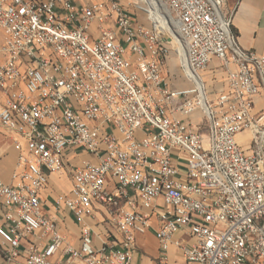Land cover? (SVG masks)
<instances>
[{
    "label": "built area",
    "instance_id": "1",
    "mask_svg": "<svg viewBox=\"0 0 264 264\" xmlns=\"http://www.w3.org/2000/svg\"><path fill=\"white\" fill-rule=\"evenodd\" d=\"M126 1L0 0V130L18 153L0 179L1 264H132L148 231L161 264L171 248L184 264H264V55L240 46L226 0H160L187 46L192 84L174 90L173 46ZM211 68L222 86L202 93L194 76ZM79 149L95 160L71 165L53 201L79 225L76 247L42 192ZM101 211L112 236L97 246Z\"/></svg>",
    "mask_w": 264,
    "mask_h": 264
},
{
    "label": "crops",
    "instance_id": "2",
    "mask_svg": "<svg viewBox=\"0 0 264 264\" xmlns=\"http://www.w3.org/2000/svg\"><path fill=\"white\" fill-rule=\"evenodd\" d=\"M77 1L84 2L86 0ZM227 1L228 0H226L225 3V13L227 15L233 13V30L238 37L240 46L246 50H251L260 55H264V0H230L229 5L227 4ZM172 60H174V55L171 53V55L165 60V65L163 67L164 75L167 78L170 87L174 90L188 88L189 81L186 77L182 79V75L178 76L176 72L170 70L169 63H171ZM217 64L218 62L214 61L212 67L217 66ZM204 73V75H201L203 76L201 79L207 83L208 88L212 90L211 93L213 94L220 90L219 88L222 86L221 82H223L222 76L220 77V74L213 72L212 68ZM215 75L219 81L217 88H215L216 90L213 89L214 83L216 82L214 79ZM176 117L181 120L191 121L195 124L203 122V118L199 112L188 117L177 114ZM0 134L4 137L2 141H6V145L3 148H0V179L6 184H11L12 175L17 168L18 153L13 145L14 136L4 133L3 130H0ZM8 140L9 142H7ZM84 160L94 161L95 159L86 153L78 154V152L74 157L68 158L66 172L63 175L51 176L50 185L42 192V198L44 200V215L48 218H57L61 232L67 237L68 241L76 247L80 246V227L76 223L73 215L67 210L64 209L57 212L53 205V201L58 194L70 191L73 177L69 172V169L71 165L80 164ZM153 221L155 224L157 223L155 218ZM3 222L4 217L2 212H0V226ZM90 223L93 227V237L97 246H100L103 242L111 238L112 234L109 233L108 228L103 224L104 216L102 211L97 212L95 219L90 221ZM38 240V237H33L31 242H36ZM39 241L42 242L41 246H46L50 243V238L47 237L46 239ZM28 243L29 241H23L21 248L22 256L18 262H22L26 255L25 250L29 245ZM137 243L139 252L135 256L132 264H161L160 245L154 231H148L144 234L138 235ZM168 258L169 264H184L180 251L175 248H171L168 253ZM53 260L57 263L60 262L58 256L54 257Z\"/></svg>",
    "mask_w": 264,
    "mask_h": 264
},
{
    "label": "rangeland",
    "instance_id": "3",
    "mask_svg": "<svg viewBox=\"0 0 264 264\" xmlns=\"http://www.w3.org/2000/svg\"><path fill=\"white\" fill-rule=\"evenodd\" d=\"M127 2V5H128V7L129 8H131L133 11H134V13H135V15H134V17L136 18V22L137 23H141L142 25H144L146 28H148V29H152V30H155L156 29V27L158 26L159 27V30L161 31V35L164 37V29H162L161 28V26H160V24L161 23H159L158 21H156L155 19H154V17H152V16H154V12L152 11V15H150L149 13H148V11H149V5H146V4H141V5H134V3H133V0H131V3H129V1H126ZM229 2H230V0H228L227 1V4L229 5ZM129 3V4H128ZM154 3H155V7H157V9H159L160 10V12H161V15H160V19L162 20V19H165L164 18V16H165V13L166 12H168L167 14L174 20V16H173V14L171 13V12H169L167 9H166V7L165 6H163V5H161V3L158 1V0H154ZM159 5V6H158ZM167 10V11H166ZM166 11V12H165ZM224 11H226V8H224ZM163 17V18H162ZM175 21V20H174ZM166 25L167 26H169V32H171V33H173V34H175V35H177V27H176V25L174 24V23H172V22H166ZM181 37V36H180ZM182 39V38H181ZM3 41H4V38H3V34H2V31L0 30V49H1V46H2V44H3ZM171 41V40H170ZM171 44H173L174 46H175V44L174 43H171ZM176 47V46H175ZM173 49H172V54L174 55V60H172L171 61V63H169V65H170V70L172 71V72H176L177 74H178V76L180 75H182V79L184 78V77H186V75H185V73L183 72V70L181 71V68H180V66L182 65V61H183V58L181 57V55H180V52L178 51V54L180 55H178L177 53H176V49L174 48V47H172ZM177 50H178V48H177ZM182 59H181V58ZM0 60H2V54H1V51H0ZM184 64V63H183ZM180 65V66H179ZM169 68V67H168ZM205 74V73H204ZM203 73L201 74V75H204ZM202 78H203V76H201ZM189 84V86H191V84L192 83H190V82H188ZM261 104L263 103V101L262 102H260ZM4 139V137L0 134V140H1V143H0V148H3L5 145H6V141H2ZM7 142H9V140L7 141ZM78 152V154H81V153H84V151L83 150H80L79 149V151H77Z\"/></svg>",
    "mask_w": 264,
    "mask_h": 264
},
{
    "label": "bare ground",
    "instance_id": "4",
    "mask_svg": "<svg viewBox=\"0 0 264 264\" xmlns=\"http://www.w3.org/2000/svg\"><path fill=\"white\" fill-rule=\"evenodd\" d=\"M159 2H160V0H158ZM133 3L137 6V5H141V4H146V5H149V11H148V13L150 14V15H152V11L154 12V16H152V17H154V19L156 20V21H158L159 23H161L160 24V26H161V28L162 29H164L163 31H164V37L163 38H169L170 40V44L171 43H174L175 44V46L173 45V44H171L175 49H176V53L178 54V51L180 52V55H181V57L183 58V61H182V65L184 66V64H185V61H186V59H187V56H188V53H187V46H186V43H185V41L183 40V39H181L182 37H180V34H179V31H177V35H175V34H173V33H171V32H169V26H167L166 25V22H172V23H174L175 25H176V27H177V30H178V24H177V22H175L167 13L168 12H166L165 13V16H164V18L165 19H160V15H161V12H160V10L159 9H157V7H155V3H154V0H133ZM162 5V4H161ZM159 6V5H158ZM167 9V8H166ZM163 18V17H162ZM159 30V29H158ZM160 31V30H159ZM160 33H161V31H160ZM177 48H178V50H177ZM179 55V54H178ZM179 55V56H180ZM180 57V58H181ZM181 58V59H182ZM184 63V64H183ZM182 65H181V67H182ZM194 79L196 80V82H197V84H198V86H199V88L202 90V93H204V84H203V80L201 79V77L199 78V77H197V76H194Z\"/></svg>",
    "mask_w": 264,
    "mask_h": 264
},
{
    "label": "water",
    "instance_id": "5",
    "mask_svg": "<svg viewBox=\"0 0 264 264\" xmlns=\"http://www.w3.org/2000/svg\"><path fill=\"white\" fill-rule=\"evenodd\" d=\"M170 39L169 38H167V41H169Z\"/></svg>",
    "mask_w": 264,
    "mask_h": 264
}]
</instances>
